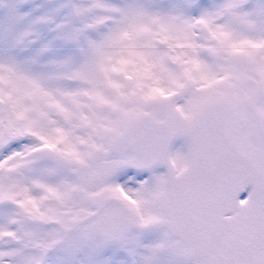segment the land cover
I'll list each match as a JSON object with an SVG mask.
<instances>
[{
    "label": "snow or ice",
    "instance_id": "6c2138e0",
    "mask_svg": "<svg viewBox=\"0 0 264 264\" xmlns=\"http://www.w3.org/2000/svg\"><path fill=\"white\" fill-rule=\"evenodd\" d=\"M0 264H264V0H0Z\"/></svg>",
    "mask_w": 264,
    "mask_h": 264
}]
</instances>
